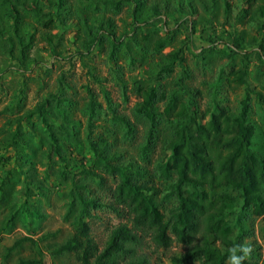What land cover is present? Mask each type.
<instances>
[{"label":"rangeland","instance_id":"rangeland-1","mask_svg":"<svg viewBox=\"0 0 264 264\" xmlns=\"http://www.w3.org/2000/svg\"><path fill=\"white\" fill-rule=\"evenodd\" d=\"M50 1L52 0H26V4L38 3L49 8ZM230 1L233 3L229 18L231 22L225 27L231 31L233 23L248 42L259 39L263 31L258 23L247 22L241 17L243 0ZM153 2L161 0H148V6ZM194 3L195 11L190 22H198L196 33L188 39L190 30H178L174 41L169 42L162 52L153 50L156 40L144 38L145 34L152 31L151 27L143 30L133 27L132 6L129 3L116 8L113 4L105 6L103 1L92 4L85 0H68L66 12L73 10L70 23L76 26L56 28L53 31L60 34L59 41L64 50L61 55H54L49 50L48 43L43 38L45 30L36 23L31 12L23 9L20 34L23 39L33 35V43L27 54L21 57L18 38L14 39L13 36L14 43L13 39L7 40L10 8L5 0H0V264H22V260L39 259L40 253H43L44 264H77L73 253L56 252L57 247L72 235V221L79 210L78 205L72 210L69 207L72 176H75L77 184L87 186L86 189L80 188L82 193L94 196L107 205L91 209L92 215L87 218L91 232L101 246L111 229L126 220V217L108 206L112 202L111 191L118 177L108 174L93 161L91 141L98 143L102 139L108 140L111 148L107 154L111 156L112 162L127 164L132 161L143 168L146 177L157 189L156 200L167 217L176 208L178 195L183 190H173L175 174L164 178L157 170L158 162L168 154L167 145L173 135V129L164 115L169 99L160 97L156 102L159 115L154 138L144 151L149 122L135 110L138 101L136 86L154 84L160 95L168 96L184 84L192 89V98L201 111L216 94L234 113L238 111L241 99L246 96L247 86L243 85L233 91L225 79L215 84L220 71L227 68L228 58L212 50L201 52L205 45L202 29L207 21L211 18L221 34L225 28L221 25L225 18L223 0H194ZM161 15L164 20L167 19L164 12ZM150 16L151 13L145 10L139 18ZM110 17L120 43L114 44L111 36L107 35V30L101 31L102 36L92 46H88L83 38L77 37L79 18L91 23L93 20L101 21ZM169 25L174 26L175 21L172 19ZM226 38L228 36L224 34V39ZM183 41L191 46L186 50V69L183 71V67L178 64L171 73L157 79V64L162 53L183 44ZM250 70L248 85L252 88L262 85L264 65L254 60ZM88 89L93 91L101 104L90 133ZM21 90L22 100L19 97ZM177 94L186 99L183 90L177 91ZM45 96L54 100L51 108L60 107L67 120L60 113H55V119L51 120L53 127L47 129L46 125L36 119L35 125L29 126V130L25 129L24 137L30 140L26 153H16L15 148L5 149L2 144L9 135L8 119L34 109ZM14 99L20 101V106L12 112L6 107ZM251 103L249 118L256 130L252 146L264 153V108L256 103L254 94ZM109 106L130 120L131 133L127 134L126 127L113 118ZM51 134L58 140L60 153L54 150V156L50 157ZM5 157L8 158L7 161L2 160ZM82 159L84 167H93L99 176L80 173ZM63 169L69 178H64L61 172ZM234 195L235 200L229 207L227 218L235 230L240 220L244 233L240 243L245 240L251 243L254 247L251 259L264 264V221L261 217L254 216L251 208L242 207L238 192H234ZM26 208L32 214H27ZM16 209L20 211H17L14 226L10 228L5 224ZM17 241H20L19 244H15ZM147 242L143 249L156 264H175L173 256L184 250V246L178 241L166 249L156 248L150 240Z\"/></svg>","mask_w":264,"mask_h":264},{"label":"trees","instance_id":"trees-1","mask_svg":"<svg viewBox=\"0 0 264 264\" xmlns=\"http://www.w3.org/2000/svg\"><path fill=\"white\" fill-rule=\"evenodd\" d=\"M5 1L10 8L7 40L11 41L13 36H15L14 39L18 38L21 45V57L27 54L33 43V35L23 39L20 34L23 9L31 12L36 23L45 30L43 38L48 43L49 50L54 55L62 54L64 50L63 44L59 41L60 34L53 31L56 28L66 29L68 26H76L70 23L73 10L66 12L68 0H52L49 8L38 3L26 4V0ZM85 1L92 4L103 1L105 6L113 4L116 8L123 3H129L132 6L133 27L142 30L145 27L152 28L151 34H145L144 38L156 40L153 49L155 51L162 52L169 42L174 41L178 30L182 31L183 28L190 30L188 39L197 31L198 22L196 20L190 22V17L195 11L194 0H161V2L150 3L149 6L148 0ZM21 6L25 7L20 8ZM223 6L225 18L221 25L225 27L231 22L229 18L233 3L230 0H223ZM145 10H148L151 16L140 19L141 12ZM161 12L167 16L166 20ZM240 13L247 22L258 23L263 31L259 39L246 41L233 23L231 31L225 27L221 34L210 18L202 29L205 45L201 50V52L216 51L228 58V66L220 71L215 84L225 79L233 91L247 85L246 96L241 99L237 112H232L216 94L201 111L192 98V89L184 84L170 92L168 96L160 95L154 84L136 86L138 101L135 110L149 122L144 151L149 148L154 138L159 115L156 102L160 97L169 99L164 115L173 129V135L167 145L168 154L158 162L157 170L164 178L175 174L173 190L175 192L183 190L179 193L178 204L170 216L167 217L161 209L155 197L157 189L146 177L143 168L141 169L132 161L127 164L112 162L111 156L107 154L111 148L110 142L106 139L98 143L91 141L93 161L108 174L118 177L111 191L112 202L108 206L122 217H126V220L119 222L111 229L104 245L101 246L92 234L87 218L92 215L91 209L107 205L94 196L82 193L80 188L86 189L87 186L77 184L75 176H72L70 180L73 187L69 207L72 210L78 205L79 210L72 221L74 228L72 235L57 247L56 252L73 253L77 264H156L143 249L148 243L147 240H150L156 248L164 249L178 241L184 246V250L179 255L173 256L172 260L175 264L197 262L225 264L228 249L233 244L240 243L244 236L240 220L235 230L232 222L227 218L229 207L235 200L234 192H238L244 209L251 208L253 215L261 217L264 221V153L252 146L256 130L249 118L252 94L255 95L256 103L264 108V82L254 88L248 85L253 61L257 60L259 64L264 65V0H243ZM157 16H159L158 19ZM172 19L175 21L174 26L169 25ZM112 20L110 17L89 23L88 20L85 22L79 18L77 37L83 38L88 46H92L102 36L101 31L107 30L111 41L114 44L120 43V38L116 37L113 30ZM224 34H227L228 38L224 39ZM190 48L191 46L183 41V44L163 52L157 64L156 78L171 73L178 64L184 71L186 50ZM237 58L238 61H236ZM180 90L184 91L186 99L177 94ZM88 92L90 93L88 102L90 133L93 120L97 116V109L101 104L96 100L91 89H88ZM22 94L21 90L20 100L23 98ZM53 101L45 96L34 109L28 110L24 115L19 114L15 118H9L7 121L8 125L10 124L9 135L3 140L2 146L5 149L15 148L16 153L22 151L26 153L30 140L24 137L25 129L29 130V126L35 125L36 119L46 125L47 129L53 127L51 120L55 119V113H60L59 115L66 121L67 117L60 107L59 109L51 108V105H54ZM19 106L20 101L14 99L6 108L13 112ZM109 109L113 118L126 127V133H131L130 120L118 114L114 108ZM51 136L50 157L54 156V150L60 153L58 140L55 139L54 134ZM2 160L7 161L8 158L5 157ZM84 164L82 159L80 173L90 176L98 175L93 167H84ZM64 168L67 169V166ZM65 169L61 172L64 178H69ZM17 211L20 210L16 209V212L9 215L6 226L10 228L14 226ZM25 212L32 214L27 208ZM40 256L39 259L22 260V264H44L43 253H40ZM245 264L260 263L258 260L251 259L245 261Z\"/></svg>","mask_w":264,"mask_h":264},{"label":"clouds","instance_id":"clouds-1","mask_svg":"<svg viewBox=\"0 0 264 264\" xmlns=\"http://www.w3.org/2000/svg\"><path fill=\"white\" fill-rule=\"evenodd\" d=\"M254 252V247L247 240L243 243L233 244L228 249V256L225 264H245L250 261Z\"/></svg>","mask_w":264,"mask_h":264}]
</instances>
